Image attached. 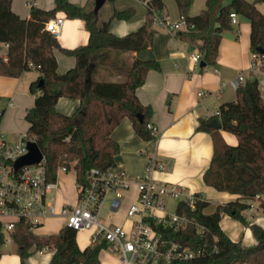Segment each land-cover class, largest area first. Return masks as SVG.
<instances>
[{"label":"trees","instance_id":"trees-1","mask_svg":"<svg viewBox=\"0 0 264 264\" xmlns=\"http://www.w3.org/2000/svg\"><path fill=\"white\" fill-rule=\"evenodd\" d=\"M175 1L179 14L189 23V27L180 32V37L196 44L205 62H216L222 33L232 27L231 12L250 19L251 51L259 52V47H264V13L256 6L264 0H232L226 5L224 0H206L205 8L196 15L189 13L193 0ZM164 7V0H149L143 25L135 31L117 35L110 30L111 19H130L136 12L134 7H114L108 19L100 20L99 12L95 13L93 9H86L71 0H55L52 9L32 5L30 17L25 19L12 9V0H0V43L9 44L7 59L0 55V74L20 76L33 69L29 61L40 65L39 79L30 86L36 95L35 102L26 111L25 119L29 122L27 133L35 135L44 154L48 180L55 181L59 167H69L73 161L78 182H86V172L91 167L106 169L114 166L120 148L111 132L124 117L132 120L135 130L144 139L154 137L147 126L152 108L140 101L136 90L146 81L149 70L160 69V63L136 57L128 64L120 62L114 55L147 48L154 32L153 12ZM59 10L70 18L84 20L90 33L88 43L73 49L65 48L57 36L45 28V23ZM56 48L73 55L75 66L58 72ZM261 56L264 57V51ZM102 64L110 66L124 79L118 82L95 79L94 71ZM262 66L264 69V64ZM40 79L45 81L41 88L38 87ZM236 93V101L221 105L215 115L200 117L197 129L211 132L214 142L210 165L203 174L204 181L248 200L257 195L264 196V94L256 76L248 77L237 87ZM61 96L81 101L73 114L56 109ZM138 114L143 116L142 120ZM2 116L0 112V123ZM215 116H220L223 129L237 135L236 145L227 143L218 128L207 125ZM246 200L237 198L220 204L212 213L204 212L208 204L205 199L196 200L194 208L188 200L179 201L177 211L194 217L206 228L198 231L196 225L190 224L184 230L166 228L163 231L203 252L171 264H264V227L249 222L243 215L250 205ZM259 206L264 211V197ZM222 213L248 224L257 243L243 245L234 241L220 225ZM76 236L77 231L67 225L56 234L40 235L30 230L23 220L17 221L12 231L21 264H27L26 258L33 247L54 250L48 264H99V254L106 242L100 240L81 249ZM4 242L5 233L0 225V256Z\"/></svg>","mask_w":264,"mask_h":264},{"label":"crops","instance_id":"crops-1","mask_svg":"<svg viewBox=\"0 0 264 264\" xmlns=\"http://www.w3.org/2000/svg\"><path fill=\"white\" fill-rule=\"evenodd\" d=\"M86 9H92L95 0H71ZM232 0H224L229 4ZM162 14L173 20L178 19L179 11L176 4L175 13L167 9L166 0ZM176 2V1H175ZM32 5L52 9L55 0H12V9L22 18L30 17ZM132 6L136 9L130 19L113 18L110 21V30L117 35H124L137 30L145 21L147 7L143 0H113L109 9V16L114 7L123 9ZM206 6L201 4L198 10H190L191 15L198 14ZM257 8L264 13V3H257ZM99 18L101 20L100 10ZM64 15L65 20L57 38L61 46L73 49L88 43L89 31L81 18H70L63 10L55 15ZM237 14V22L222 33L217 59L214 64L206 62L204 66L194 68L190 53L199 49L196 44L184 41L180 37L181 31H168L153 24V35L150 45L138 51L129 50L115 53L120 62L128 64L138 57L153 59L160 63V69H151L144 84L136 90L140 101L152 108L150 122L157 126V133L151 139H144L135 130L132 120L124 117L112 130L111 137L119 144V152L115 156V165L111 168L123 171L129 177L142 175L152 159L162 161L163 169H155L153 177L158 181L174 182L180 184L186 192L198 193L208 204L205 213H212L217 206L228 201L241 198V195L226 190H219L204 181L203 174L210 165L214 142L211 132L197 129L200 117L209 118L219 111L221 105L236 101L237 87L231 81L239 74L246 79L253 77L251 68V31L252 25L248 17ZM7 52L5 43H0V55ZM57 59V70L63 73L75 66L76 58L59 49H54ZM39 70L33 68L24 71L20 76L0 74V112L3 113L0 123V135L7 141L17 140L23 133H27L29 122L25 119L28 108L32 107L36 95L31 92V83L38 80ZM94 78L106 81H122L123 75L115 72L106 64L99 65L94 71ZM260 76V73H256ZM40 88V87H39ZM204 92L199 94V92ZM264 94V88L261 89ZM40 92V91H39ZM78 98L66 96L59 97L56 109L65 114H73L80 106ZM216 128V127H215ZM222 138L231 145L238 143L235 133L218 128ZM56 186L50 193V199L59 213L45 218L43 223L35 230L40 235L56 234L65 226V217L60 213L63 207H71L77 202L76 170L57 171ZM138 195L135 185L124 191L122 205L116 211H109V217L100 218L105 223H124L126 221V208ZM263 195L248 199L249 207L243 215L249 222H255L264 227V211L259 206ZM183 199V198H182ZM178 201L166 197L167 210H176ZM107 205H104V207ZM103 207V209H104ZM108 208V206H107ZM102 209V210H103ZM102 213V211H101ZM222 229L234 240L243 245L257 243L252 229L248 224L242 223L227 213H222L220 219ZM93 229H83L77 232V243L81 249L92 245ZM5 242L2 245L0 264H21V257L12 235L5 232ZM54 250L48 247L31 248L27 264H48ZM99 264H120L118 255L111 252L106 246L99 254Z\"/></svg>","mask_w":264,"mask_h":264},{"label":"built area","instance_id":"built-area-1","mask_svg":"<svg viewBox=\"0 0 264 264\" xmlns=\"http://www.w3.org/2000/svg\"><path fill=\"white\" fill-rule=\"evenodd\" d=\"M148 7L149 0H143ZM231 22H237L236 12L230 13ZM64 15H55L45 23V28L59 34L64 23ZM153 24L168 31H182L189 27L184 15L173 20L162 10L153 12ZM193 27V24L190 25ZM6 47L9 46L5 43ZM3 58L6 60L7 55ZM194 68L203 60L199 49L190 53ZM31 68H40L39 64L29 61ZM264 57L259 52H251V72L257 77L258 86L264 88ZM244 74L237 75L232 81L234 87L244 83ZM204 92H199L203 94ZM152 134L157 133V126L147 123ZM37 141L35 135L23 133L15 141H7L0 135V225L2 230L12 235L16 222L23 220L30 230L37 229L46 217L59 213L50 199V193L56 186V180H48L45 158L40 162L24 165L15 169L14 162L28 152V142ZM165 167L162 161L152 159L142 175L129 177L125 172L114 171L111 167L102 169L91 167L86 172V182L77 181V202L71 207H63L60 213L65 217V224L77 232L93 229L92 244L100 240L106 242V248L118 255L120 264H171L177 260L201 255L202 249L167 236L163 229L184 230L190 224L198 231L206 227L194 217L182 215L177 211L167 210L166 197L179 201L188 200L195 207L196 200H203L201 195L184 191L174 182L158 181L153 177L155 169ZM69 171L74 169V161L59 167ZM135 185L138 190L136 199L126 209L124 223H105L100 214L104 205L109 211H116L122 205L124 191ZM183 198V199H182ZM178 201V202H179Z\"/></svg>","mask_w":264,"mask_h":264},{"label":"water","instance_id":"water-1","mask_svg":"<svg viewBox=\"0 0 264 264\" xmlns=\"http://www.w3.org/2000/svg\"><path fill=\"white\" fill-rule=\"evenodd\" d=\"M107 0H95L94 5V12L98 13L99 9L105 4ZM264 51V47H259V52L262 53ZM206 62L204 60L201 61V66H204ZM44 79H40L38 81V87L44 86ZM138 118L140 120L143 119V116L141 114H138ZM207 125L210 127H216L221 128L222 127V120L220 116L213 117L210 121L207 122ZM44 157V154L38 144L37 141H29L28 142V152L18 157L14 162L15 169H18L24 165L32 164L36 162H40Z\"/></svg>","mask_w":264,"mask_h":264},{"label":"rangeland","instance_id":"rangeland-1","mask_svg":"<svg viewBox=\"0 0 264 264\" xmlns=\"http://www.w3.org/2000/svg\"><path fill=\"white\" fill-rule=\"evenodd\" d=\"M201 4H204V0H193V3L191 5L190 10L195 9L198 10L201 7ZM166 5H167V9L170 10V13L173 14L176 11V2L175 0H166ZM111 8V0H107L105 2V4L99 9L100 10V14H101V20L104 18H107L109 16V9ZM94 9V7L92 8ZM127 209V208H126ZM108 208L107 206L104 207V209L102 210L101 216L102 218L106 219L109 217V212L107 211Z\"/></svg>","mask_w":264,"mask_h":264}]
</instances>
